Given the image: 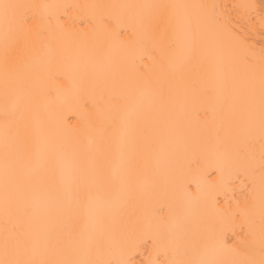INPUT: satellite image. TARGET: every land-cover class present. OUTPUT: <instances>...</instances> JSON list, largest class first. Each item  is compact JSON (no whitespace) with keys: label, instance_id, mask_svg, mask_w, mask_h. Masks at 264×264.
<instances>
[{"label":"snow or ice","instance_id":"1","mask_svg":"<svg viewBox=\"0 0 264 264\" xmlns=\"http://www.w3.org/2000/svg\"><path fill=\"white\" fill-rule=\"evenodd\" d=\"M216 8L0 0V264H264V46L257 53ZM72 9L128 12L127 22L100 15L93 46L142 49L140 77L146 61L159 65L167 87L156 92L155 127L140 114L126 120L134 98L107 92L86 66L74 80L58 37L83 38L97 18ZM125 71L121 58L113 76ZM81 134L96 136L93 154L75 151ZM140 174L151 175L147 191Z\"/></svg>","mask_w":264,"mask_h":264},{"label":"bare ground","instance_id":"2","mask_svg":"<svg viewBox=\"0 0 264 264\" xmlns=\"http://www.w3.org/2000/svg\"><path fill=\"white\" fill-rule=\"evenodd\" d=\"M19 2L39 3V4H69V5H122V4H153V3H171V4H210L216 5L215 14L221 23L227 22L228 27L241 36H246L249 45L258 53L260 48L264 46V28L261 27V21L264 20V0H19ZM105 11H111L114 15L122 17L127 22L128 12L121 9H72L70 14L79 16L88 14L97 19H93L89 24L85 25L86 35L83 38L77 37L74 33L68 32L60 35L58 38L67 45L68 64L72 69L74 80L79 83V72L82 66H86L90 71L94 72L97 78L107 85V92L115 96L132 97L135 103L129 102L125 106V119H133L137 114L142 115L145 120L155 127V119L157 112V96L156 92L164 78L161 75L160 67L157 63L146 61L147 67L144 69L143 77L137 75L133 68V62H138L139 57L143 54L142 49L133 48L131 50L124 49L119 46L106 44L102 50H96L93 46L96 37H103L102 30L98 24V17ZM195 13L197 10H189ZM183 14V10H181ZM115 28V22H113ZM123 30V29H121ZM131 35V33H130ZM3 31L0 29V112L3 110ZM126 58V71L124 78H116L113 76L114 63ZM25 61L29 60L25 56ZM175 71V69H170ZM241 73L243 69H239ZM159 82V83H158ZM99 100V96H97ZM66 101L67 98H62ZM101 111H105L107 105L104 100H99ZM72 125L77 124V117L69 116ZM80 127H85L83 121ZM195 131V125L191 126ZM129 130L127 127H121L119 137L126 141ZM63 133L58 134L61 138ZM3 138L4 128L3 120L0 117V230L3 226ZM172 142L175 144L179 141V135L173 133ZM97 147V138L95 135L81 134L78 137V144L75 151L93 154ZM167 151V145H166ZM73 152V148L69 147V154ZM165 159V156L155 157L153 166ZM31 169L25 170V175H30ZM139 191H147L150 188L151 175L140 174L136 180ZM239 196V191H237ZM242 198V197H241ZM140 259V257H137Z\"/></svg>","mask_w":264,"mask_h":264}]
</instances>
